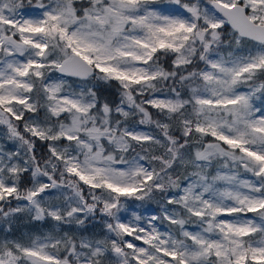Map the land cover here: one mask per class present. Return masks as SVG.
Segmentation results:
<instances>
[{"label":"snow or ice","instance_id":"snow-or-ice-1","mask_svg":"<svg viewBox=\"0 0 264 264\" xmlns=\"http://www.w3.org/2000/svg\"><path fill=\"white\" fill-rule=\"evenodd\" d=\"M0 264H264V0H0Z\"/></svg>","mask_w":264,"mask_h":264}]
</instances>
